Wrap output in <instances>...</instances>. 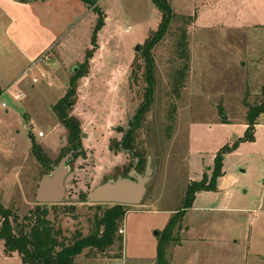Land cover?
<instances>
[{
  "label": "rangeland",
  "instance_id": "374dc122",
  "mask_svg": "<svg viewBox=\"0 0 264 264\" xmlns=\"http://www.w3.org/2000/svg\"><path fill=\"white\" fill-rule=\"evenodd\" d=\"M169 1L175 12L194 19L187 27L189 78L181 97L174 96V69L182 62L176 36L169 35L155 50L156 98L136 143L145 161L153 160L146 196L127 208L123 251L119 245L104 255L87 250L77 263L157 264L160 239L182 209L187 186L205 173L211 176L215 158L230 147L218 190L197 196L181 228L175 227L168 264H264V115L255 140L244 139L246 102L258 104L264 87V0ZM100 7L108 14L97 48L92 43L97 13L74 25L63 22L55 38L44 39L28 23L20 25L22 32L10 27L0 10V100L7 105L0 104V198L21 217L39 204L36 189L45 171L32 153L33 138L53 163L71 153L68 132L53 107L80 69L85 73L71 112L81 122L80 154L72 158L64 201L49 215L62 237L72 241L94 225L97 208L89 202L90 193L133 168L134 158L121 143L146 88L134 80L133 71H143L137 65L141 49L162 18L151 0H106ZM24 13L28 16L27 9ZM174 26L184 27L181 22ZM28 33L31 37L23 40ZM13 39L25 49L33 47L31 60ZM146 165L140 162V174ZM0 264H23L19 255L6 254L1 236Z\"/></svg>",
  "mask_w": 264,
  "mask_h": 264
},
{
  "label": "trees",
  "instance_id": "16d2710c",
  "mask_svg": "<svg viewBox=\"0 0 264 264\" xmlns=\"http://www.w3.org/2000/svg\"><path fill=\"white\" fill-rule=\"evenodd\" d=\"M82 1L98 14V20L92 35V43L97 48L96 37L99 30L104 26L106 17L103 10L98 6L97 0ZM151 1L159 10L162 18L158 28L150 33L141 49L140 63L137 61V65L138 69L143 71L141 74H139V71H133L134 80L137 82L142 80L146 88H144V100L136 112L132 129L124 136L121 143V149L130 150L133 152L134 157L146 164L143 152L137 148L136 143L142 129L145 128L146 120L156 98L158 68L155 50L169 35L176 36V53L182 63L174 69L172 94L180 98L191 69L190 41L187 27L194 20L190 15L185 16L175 12L169 0ZM177 22H181L184 27L176 28L174 25ZM93 51L87 53V64L93 56ZM80 71L70 80V86L65 96L53 107L58 121L68 132V149L70 152L74 151V156L80 154L79 149L81 148V122L71 114L77 100L78 79L85 76L81 69ZM246 105L249 109L246 116L247 131L244 139L253 142L256 127L259 125L258 121L264 115V87L262 88L261 101L254 104V106L249 102H246ZM232 150L233 148L230 147L223 148L215 158V167L211 176L205 173L200 181H193L187 186L182 201V209L174 214L160 239L157 264H168V246L171 242L176 241V238L173 237L174 229L177 225L181 228L180 224L183 222L187 211L193 207L197 194L218 190V180L225 174L223 171L224 156ZM32 153L45 166L43 175L52 170V165H57V163L50 160L49 155L44 152L42 146L34 138ZM122 175L128 176L127 174ZM86 199L87 197H84V201ZM57 206L37 204L34 210L21 217L14 208L4 205L0 198V224H2L0 225V236L4 240L6 254L9 256L19 255L23 264H78L77 258L87 250L93 255H104L116 245H119L123 251V223L128 212L127 208L130 206L112 205L103 208V204H95L97 212L94 215V225L90 228L89 234L85 236L79 232L73 241L62 237L61 230H56L49 218L51 212L58 208Z\"/></svg>",
  "mask_w": 264,
  "mask_h": 264
},
{
  "label": "water",
  "instance_id": "95a60500",
  "mask_svg": "<svg viewBox=\"0 0 264 264\" xmlns=\"http://www.w3.org/2000/svg\"><path fill=\"white\" fill-rule=\"evenodd\" d=\"M139 49V46L136 47ZM1 95V91H0ZM117 131L122 132L119 127ZM74 151L66 155L59 164L52 165V170L45 174L37 184L36 201L39 204L57 205L61 204L66 196L65 181L71 174V161ZM139 159L133 165L128 176L109 178L105 183L96 187L89 195L91 204H112L134 206L143 202L147 186L150 183L154 170L152 157L148 158L144 174L137 170Z\"/></svg>",
  "mask_w": 264,
  "mask_h": 264
},
{
  "label": "crops",
  "instance_id": "0c3cea01",
  "mask_svg": "<svg viewBox=\"0 0 264 264\" xmlns=\"http://www.w3.org/2000/svg\"><path fill=\"white\" fill-rule=\"evenodd\" d=\"M97 1L98 6L100 7L101 2L106 0ZM26 9L28 11V16H26L24 13V10ZM0 10L2 14L6 15V17L11 20L10 27H16L18 31H21L20 25L25 26L28 23L30 25V31L32 32L31 28L34 29L33 32L40 31V37L44 39L45 37H49L50 39L52 37L55 38V32L57 31L58 26L63 22L68 24L72 22L74 25L76 21L82 20L86 15H95L93 8L88 7L82 0H0ZM14 12H16V14H14ZM103 12L104 14H108L105 10H103ZM19 16H22L23 20H21ZM26 36L31 37V35L28 33L27 35L23 34L21 38L26 40ZM34 38H37V36L33 35L32 39ZM13 41L18 44L16 39H13ZM18 47L24 48L19 46V44ZM52 47L53 46H50L48 50H55V48ZM44 48H41V50ZM32 49L33 47H27V49H23V54L28 60L33 58L34 52H32ZM35 63L36 62H33L34 66ZM0 91L2 90L0 89ZM201 193L204 192H200L197 195L199 196ZM243 261L244 259L242 258V262Z\"/></svg>",
  "mask_w": 264,
  "mask_h": 264
},
{
  "label": "flooded vegetation",
  "instance_id": "af4514ba",
  "mask_svg": "<svg viewBox=\"0 0 264 264\" xmlns=\"http://www.w3.org/2000/svg\"><path fill=\"white\" fill-rule=\"evenodd\" d=\"M133 122H134V119H133L132 122L129 124V126H128V128H127V131L125 132V135H127V134L131 131V129H132V123H133ZM123 131H124V129H123ZM125 151H126V150H125ZM127 152L130 153L131 156L134 158V163H135L137 157H134L133 152H131L130 150H127ZM139 163H140V160H139ZM139 163H138V165H139Z\"/></svg>",
  "mask_w": 264,
  "mask_h": 264
},
{
  "label": "built area",
  "instance_id": "2783aa9c",
  "mask_svg": "<svg viewBox=\"0 0 264 264\" xmlns=\"http://www.w3.org/2000/svg\"><path fill=\"white\" fill-rule=\"evenodd\" d=\"M35 82H38V79H35ZM20 97H21V94L16 96L17 99H19ZM0 104L4 108L7 107L6 103H1V100H0ZM40 135L43 136V133H40Z\"/></svg>",
  "mask_w": 264,
  "mask_h": 264
}]
</instances>
